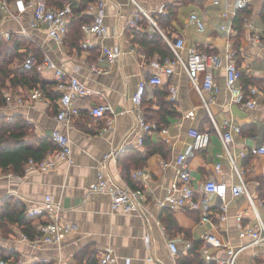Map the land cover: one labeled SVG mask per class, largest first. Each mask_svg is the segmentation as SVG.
Instances as JSON below:
<instances>
[{
	"label": "crops",
	"instance_id": "1",
	"mask_svg": "<svg viewBox=\"0 0 264 264\" xmlns=\"http://www.w3.org/2000/svg\"><path fill=\"white\" fill-rule=\"evenodd\" d=\"M98 1L105 3L107 30L104 35H88L94 43L88 49L64 41L59 43L48 36L45 27L31 29L30 10L16 18L0 11L2 40L9 41L5 39L6 32L12 34L11 38L17 35L26 38L40 60L48 55L67 73L79 77L91 92L87 98L76 101L80 114L65 123L56 118L61 91L54 69L45 66L37 69L47 83L46 89L35 87L41 89V99L33 98L34 88L4 90L13 102L0 106V114L9 120L22 116L28 124L29 143L52 138L55 128L66 133L74 161L60 162L45 171L25 169L23 174L8 171L13 174L11 177H0V207L4 202L20 203L28 216L30 209L41 208L46 195H51L60 205L61 220L71 227L60 243H47L34 240L48 220L45 214L28 216L31 236L23 225L10 221L0 228V254L16 264H98L101 254L111 250L112 264H199L192 258L194 252H190L197 244L198 252L208 263L211 260L206 258V251L226 258L227 249L208 244L204 234H216L228 245L239 247L251 240L249 236L241 237L240 232L255 229L259 224L254 208L264 222V155L252 151L264 142V0L249 1L245 7L248 15L238 29L233 15L238 0L93 2ZM193 13L204 22L203 29L191 20ZM83 14L93 20L89 7ZM146 32L150 37L164 38L170 51L169 40L184 39L181 52L185 56L195 49L234 59L242 72L238 87L246 94L250 93V87H257L258 105L248 107L233 99L234 92L226 83L222 67L217 73L219 90L208 95L207 108L181 66L176 64L172 74L156 66V63L165 65L166 59L173 60L175 54L172 50V55L163 59L157 52L150 54L143 49L138 37ZM84 38L83 32L82 41ZM104 47L116 54L113 60ZM154 74L161 76L162 84L148 83L142 103L136 105L133 96L139 83ZM172 85L178 91L176 100L170 98ZM17 97H23L24 103H17ZM99 104H108L113 111H108L105 117H96L91 110ZM140 114L151 126L148 131L138 123ZM211 115L222 130L232 125L241 127L240 132H234L233 152L254 206L248 195L231 193V186L240 182L239 173L225 155ZM191 128L211 135L210 144L195 151L189 160L195 200L201 204L197 209H170L162 206L160 200L177 180L176 159L191 146L188 134ZM107 154L110 156L105 159ZM138 170H145L149 178L135 177ZM100 171L115 183L135 187L142 195L140 210L129 213L114 210L110 193L90 190ZM210 179L226 183L225 198L204 192V183ZM205 215L211 223L203 221ZM171 242L178 247L177 254H173ZM238 264H264V243L243 250Z\"/></svg>",
	"mask_w": 264,
	"mask_h": 264
},
{
	"label": "built area",
	"instance_id": "2",
	"mask_svg": "<svg viewBox=\"0 0 264 264\" xmlns=\"http://www.w3.org/2000/svg\"><path fill=\"white\" fill-rule=\"evenodd\" d=\"M249 1L250 0H238L233 15L236 16L238 11L245 8ZM28 10L32 12V16L29 19V27L31 29L37 30L45 27L49 37L54 38L59 43L64 41V37L68 31L70 14L72 12L70 3L65 2L62 7L50 6L47 0H14L13 3L9 0H2L0 3L1 13L15 18ZM89 13L93 16V20L82 24V30L86 34V38L82 41V47L87 49L94 47V43L90 40L88 35H104L106 33L107 26L105 24L106 11L104 1L91 3L89 5ZM224 15H226V12H224ZM191 20L196 21L201 29L204 28V22L197 14L193 13ZM223 28H225V26H223ZM24 33L29 37L27 31ZM11 35L10 32H6L4 34L5 39L10 40ZM258 36H254V40H258ZM169 45L175 54V58L173 60L166 59L165 65L156 63V66L167 74H172L174 72V66L176 64L181 66L189 76L193 86L198 91L207 108L209 104L208 95L216 93L219 90L217 73L222 67H225L226 83L234 92L233 99L248 107H256L258 105L256 95L259 93V89L257 87H250L249 94H246L238 87L242 72L234 59L228 57L225 59L219 53H201L195 49L190 50L189 54L185 56L181 52L185 47V41L182 38H177L176 41L169 40ZM103 49L111 60L115 58L116 54L113 51L107 47H104ZM228 56L232 57L233 54H229ZM44 66L54 69L57 79V88L61 91L56 118L60 122L69 123L72 118L78 116L81 111L80 107L76 105V101L87 98L91 92L79 77L67 73L64 68L58 66L48 55H44L43 61L38 63L37 55L33 51L28 52L24 61L25 69L31 70L34 67H37V69L40 70ZM201 74L203 75V78H201ZM148 83L154 85L162 84V78L159 74H154L148 80H142L139 83L137 91L133 96V100L138 106L142 103L146 85ZM177 93L176 86L172 85L170 91L171 100L177 99ZM32 96L36 100L41 99V89L34 88L32 90ZM6 97L8 99V104H12L13 100L9 96V92H7ZM15 101L19 104L24 103L23 97H17ZM108 111H113L110 105L99 104L92 108L91 113L96 117H105ZM211 117L217 133L221 138L225 155L230 161L233 169L239 173L240 182L231 186V193L234 196H239L243 193L248 195L254 206L247 184L237 169L236 159L233 152V145L235 143L234 132H240L241 127L238 125H232L229 129L222 130L221 126L218 125L212 115ZM138 123L142 126L144 131H148L151 128L150 124L146 122L144 116L141 114L138 115ZM188 134L192 138V143L187 152L179 155L176 159V163L179 167L177 180L172 187L169 188L168 194L160 200L162 206L170 209L184 207L197 209L201 204L199 201L195 200V190L192 184L189 160L195 151L206 148L210 144L211 135L208 131H201L196 128H191ZM52 139L57 144L55 153H52L50 157H45L41 160L30 159L26 167L27 171H30L31 169L45 171L55 168L60 162H66L68 164L73 163L74 158L69 136L55 128L52 131ZM140 141H142V138H140ZM252 151L264 155V142L259 147L253 148ZM109 156L110 154L105 155V159ZM220 169L221 165L218 164L217 170L219 171ZM12 175L11 172L5 173L0 169V177H11ZM135 177L147 180L149 174L145 170H138L135 173ZM90 190L110 193L113 199L112 207L114 210L122 209L129 213L136 212L143 206L142 195L137 189L124 183H115L106 177L103 171L98 173V180L91 185ZM204 192L215 193L216 195L225 198L228 192V187L226 183L210 179L204 183ZM254 210L259 220L258 226L255 229H243L240 232L241 237L249 236L251 238L249 243L234 247L230 244L228 245L222 237L216 234L206 233L203 235L204 241L208 244L227 249L226 258L215 256L206 251L207 259L215 260L218 264H238L240 253L243 250L250 246L264 243V222L255 208ZM27 214L28 216L45 214L48 218L47 222L41 226L38 235L34 239L35 241L42 239V241L47 243H60L63 237L71 231V227L61 220L60 205L54 201L51 195H46L44 204L41 208L30 209ZM203 221L211 223V219H209L207 215L203 216ZM24 238L27 239L28 237L24 236ZM170 248L173 254L178 253V247L173 242L170 243ZM113 261V252L107 250L99 257L98 264H112ZM0 264H16V262L2 257L0 258Z\"/></svg>",
	"mask_w": 264,
	"mask_h": 264
},
{
	"label": "trees",
	"instance_id": "3",
	"mask_svg": "<svg viewBox=\"0 0 264 264\" xmlns=\"http://www.w3.org/2000/svg\"><path fill=\"white\" fill-rule=\"evenodd\" d=\"M47 1L53 7H62L65 2L70 3L72 12L64 42L81 48L82 24L92 21L91 18H85L83 12L87 10L91 3H94V0ZM75 3H79V5ZM247 15V8L238 11L234 21L237 29L241 27ZM138 39L141 47L150 54L157 52L164 59L170 57L173 53L161 36L152 35L150 37L149 33L146 32L139 33ZM29 51L35 53V47L28 45L26 38L19 35L12 37L9 41L0 38V106L6 104L7 97L4 90L10 87L16 90H19L20 87L29 89L42 87L46 89L47 83L40 78L37 67L31 70L24 68V61ZM35 54L39 57L38 53ZM41 62L42 60L38 58V63ZM27 133L28 124L22 116L17 115L12 120H9L6 115L0 114V169L2 171L23 174L30 159L41 160L49 151L57 148V144L52 138H42L38 144L29 143L27 141ZM27 218L25 208L20 203L4 202L0 207V228L11 221L23 225L24 230L31 236ZM201 243L204 244L203 241ZM199 249V245L196 244L190 251L194 252V257L192 258L197 260V262L199 261V264L216 263L215 261L212 262V260L209 263L206 262L207 260L204 261L202 253L198 252ZM2 257L0 254V258Z\"/></svg>",
	"mask_w": 264,
	"mask_h": 264
}]
</instances>
